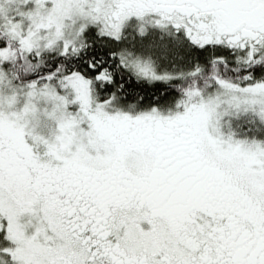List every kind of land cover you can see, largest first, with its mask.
I'll return each mask as SVG.
<instances>
[{
  "label": "snow or ice",
  "instance_id": "1",
  "mask_svg": "<svg viewBox=\"0 0 264 264\" xmlns=\"http://www.w3.org/2000/svg\"><path fill=\"white\" fill-rule=\"evenodd\" d=\"M0 264H264V0H0Z\"/></svg>",
  "mask_w": 264,
  "mask_h": 264
}]
</instances>
